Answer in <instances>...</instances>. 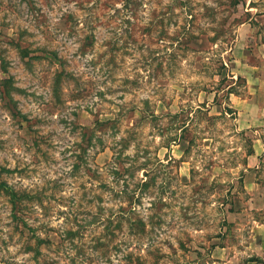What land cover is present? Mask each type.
<instances>
[{
    "label": "rangeland",
    "instance_id": "obj_1",
    "mask_svg": "<svg viewBox=\"0 0 264 264\" xmlns=\"http://www.w3.org/2000/svg\"><path fill=\"white\" fill-rule=\"evenodd\" d=\"M247 24L264 0H0V264H261L229 221Z\"/></svg>",
    "mask_w": 264,
    "mask_h": 264
},
{
    "label": "crops",
    "instance_id": "obj_2",
    "mask_svg": "<svg viewBox=\"0 0 264 264\" xmlns=\"http://www.w3.org/2000/svg\"><path fill=\"white\" fill-rule=\"evenodd\" d=\"M247 25L240 27L231 48L234 76L240 82L232 83L226 97L236 130L246 138L241 184L247 199L237 202L229 221L243 234L247 256L264 264V40Z\"/></svg>",
    "mask_w": 264,
    "mask_h": 264
},
{
    "label": "trees",
    "instance_id": "obj_3",
    "mask_svg": "<svg viewBox=\"0 0 264 264\" xmlns=\"http://www.w3.org/2000/svg\"><path fill=\"white\" fill-rule=\"evenodd\" d=\"M231 90H232V86L229 85V86L227 87V89H226V97H227L228 93L231 92ZM225 112L228 113V114H230V115L233 114V113H232L233 110H232L230 107H226Z\"/></svg>",
    "mask_w": 264,
    "mask_h": 264
}]
</instances>
